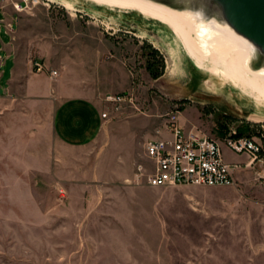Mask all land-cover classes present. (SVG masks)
Instances as JSON below:
<instances>
[{"label":"rangeland","instance_id":"rangeland-1","mask_svg":"<svg viewBox=\"0 0 264 264\" xmlns=\"http://www.w3.org/2000/svg\"><path fill=\"white\" fill-rule=\"evenodd\" d=\"M0 1L5 15L14 18L18 55L49 69L94 67V86L132 97L111 118L125 127L113 131L124 145L111 150L95 143L84 177L73 153L60 160L64 167L51 163L44 113L42 120H32L27 106L0 103V264H186L203 255V241L224 239L202 221L218 208V198L235 191L264 194V165L249 170L241 187L146 185L144 135L156 137L171 113L183 128L221 144L232 132L257 138L264 130V113L253 116L255 109L229 88L212 79L205 84L181 62L174 66L169 43L150 26L129 18L120 19L122 26H107L96 16L43 0ZM88 50L94 59L81 56ZM222 152L227 162L246 161L224 147Z\"/></svg>","mask_w":264,"mask_h":264},{"label":"crops","instance_id":"crops-1","mask_svg":"<svg viewBox=\"0 0 264 264\" xmlns=\"http://www.w3.org/2000/svg\"><path fill=\"white\" fill-rule=\"evenodd\" d=\"M14 23V18H9L5 12L0 13V103L27 106L31 109L27 118L32 120H42L44 113L52 138L53 159L50 162L54 167H64L60 160H66L68 154L73 153L81 169L80 175L84 177V162L89 160L90 152H94L95 143H102L111 150L124 145L113 138L114 127L124 130V125L115 119L102 120L100 114L104 106L102 99L96 98L98 95L104 97L120 93L113 92L112 88L94 86V67L91 66L82 72L73 66H67L65 70L49 69L42 62L45 70L34 73L30 61L16 52L12 36ZM81 56L94 59V50H88ZM51 71L56 75L52 76ZM84 72L88 76H81ZM3 75H6L5 83L1 82ZM152 137L144 135L145 142ZM244 157L246 161L242 165L248 161ZM242 165L233 170L236 187L243 186L251 177L249 170L252 169ZM240 169L246 170L234 173ZM217 206L210 214L204 215L202 221L205 224L208 220L224 239L203 241L198 246L204 249L203 255L187 260L186 264H264V194L230 192L218 198ZM190 218L192 223L197 221L194 214Z\"/></svg>","mask_w":264,"mask_h":264},{"label":"bare ground","instance_id":"bare-ground-1","mask_svg":"<svg viewBox=\"0 0 264 264\" xmlns=\"http://www.w3.org/2000/svg\"><path fill=\"white\" fill-rule=\"evenodd\" d=\"M43 1L68 12L92 18L96 16L107 26L112 22L113 25L122 26L121 18H129L142 28L143 25L150 26L169 43L174 66L181 62L194 74V70L197 71L202 76L199 79L205 84L211 79L219 81L255 109L253 116L261 118L264 113V69L255 71L250 68L253 49L203 13L195 10L176 11L148 0ZM79 4L87 8L79 7ZM138 33L144 35L141 30Z\"/></svg>","mask_w":264,"mask_h":264},{"label":"built area","instance_id":"built-area-1","mask_svg":"<svg viewBox=\"0 0 264 264\" xmlns=\"http://www.w3.org/2000/svg\"><path fill=\"white\" fill-rule=\"evenodd\" d=\"M19 12L22 4L13 5ZM4 5L0 4V13ZM34 73H42L45 68L38 60L30 62ZM52 76L56 72H50ZM102 120H109L121 113L125 105L132 104L127 93L107 94L102 98ZM255 137H238L229 133L224 143L202 134L195 128L188 130L178 124V117L171 113L163 130L144 144L145 155L150 163L146 185L151 188L199 186L236 187L233 170L240 165H231L224 160L222 147L236 155H244L248 161L245 168L254 169L264 165V130Z\"/></svg>","mask_w":264,"mask_h":264},{"label":"water","instance_id":"water-1","mask_svg":"<svg viewBox=\"0 0 264 264\" xmlns=\"http://www.w3.org/2000/svg\"><path fill=\"white\" fill-rule=\"evenodd\" d=\"M176 11H199L254 51L250 68L264 69V0H148Z\"/></svg>","mask_w":264,"mask_h":264},{"label":"trees","instance_id":"trees-1","mask_svg":"<svg viewBox=\"0 0 264 264\" xmlns=\"http://www.w3.org/2000/svg\"><path fill=\"white\" fill-rule=\"evenodd\" d=\"M239 136V135H238Z\"/></svg>","mask_w":264,"mask_h":264}]
</instances>
